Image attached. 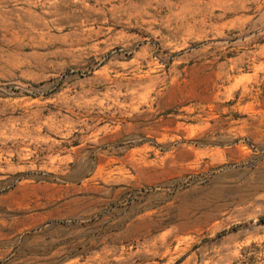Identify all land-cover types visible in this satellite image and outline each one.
Returning <instances> with one entry per match:
<instances>
[{"label":"rangeland","instance_id":"obj_1","mask_svg":"<svg viewBox=\"0 0 264 264\" xmlns=\"http://www.w3.org/2000/svg\"><path fill=\"white\" fill-rule=\"evenodd\" d=\"M264 0H0V264H264Z\"/></svg>","mask_w":264,"mask_h":264},{"label":"trees","instance_id":"obj_2","mask_svg":"<svg viewBox=\"0 0 264 264\" xmlns=\"http://www.w3.org/2000/svg\"><path fill=\"white\" fill-rule=\"evenodd\" d=\"M261 220H262V221H264V216H263V217H261Z\"/></svg>","mask_w":264,"mask_h":264}]
</instances>
